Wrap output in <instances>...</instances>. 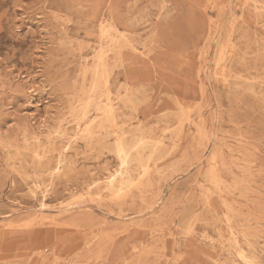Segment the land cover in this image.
<instances>
[{
	"label": "rangeland",
	"instance_id": "rangeland-1",
	"mask_svg": "<svg viewBox=\"0 0 264 264\" xmlns=\"http://www.w3.org/2000/svg\"><path fill=\"white\" fill-rule=\"evenodd\" d=\"M0 20V264H264V0H0Z\"/></svg>",
	"mask_w": 264,
	"mask_h": 264
},
{
	"label": "bare ground",
	"instance_id": "bare-ground-1",
	"mask_svg": "<svg viewBox=\"0 0 264 264\" xmlns=\"http://www.w3.org/2000/svg\"><path fill=\"white\" fill-rule=\"evenodd\" d=\"M256 12V11H255ZM1 19H3V18H1ZM1 21V20H0ZM107 26H109V28H112V30L114 31V35L112 34V35H110V37H111V39H110V43H115V39H117L118 37L119 38H123L124 36L122 35V31H120L115 25H112V24H108ZM3 30V29H2ZM108 29H106L105 30V32L107 31ZM108 32V31H107ZM132 44V43H131ZM146 45V44H145ZM140 46V45H139ZM142 46V45H141ZM153 49V48H152ZM236 52V51H235ZM234 53V52H233ZM25 58V57H24ZM103 63H104V61H103ZM125 64V63H124ZM121 66H122V64H120ZM101 66V65H100ZM103 67V66H102ZM121 68V67H120ZM111 69V68H110ZM112 70L113 69H111L110 71L112 72ZM113 74V73H112ZM228 74V73H227ZM229 75V74H228ZM228 77V76H227ZM219 80V79H218ZM223 80V79H222ZM219 82H220V80H219ZM220 84V83H219ZM225 84V83H224ZM221 85V84H220ZM222 86V85H221ZM224 86V85H223ZM93 91V90H92ZM94 91H95V89H94ZM148 91V90H147ZM126 92V91H125ZM127 94V93H126ZM130 94V93H129ZM109 95V94H108ZM107 96V95H106ZM105 95H104V97H106ZM126 97V96H125ZM128 97V96H127ZM91 99V98H90ZM109 99V98H108ZM126 99V98H125ZM124 99V100H125ZM132 99H135V98H132ZM146 99V98H145ZM92 100V99H91ZM101 100H102V98H101ZM128 101H129V99H128ZM147 101V100H146ZM91 102V101H90ZM109 102H111V101H109ZM133 103V102H132ZM124 104V103H123ZM125 104H126V102H125ZM129 105V104H128ZM84 108V107H83ZM141 108V107H140ZM82 110V109H81ZM136 110V109H135ZM105 113H112V111H113V106L112 105H110L109 103H106L105 104ZM134 111V110H133ZM138 112V111H137ZM179 113V112H178ZM116 114V113H115ZM166 114V113H165ZM176 114V113H175ZM164 115V114H163ZM110 116V115H109ZM159 116H161V115H159ZM93 120V119H92ZM110 120V119H109ZM108 120V121H109ZM107 121V122H108ZM114 121V120H113ZM107 122H105V123H107ZM113 123V122H112ZM108 124V123H107ZM123 128H124V126L123 125H121ZM116 129H118V127L116 128ZM136 129H137V127H136ZM257 130H258V128H257ZM144 132V131H143ZM177 133V132H176ZM139 136H140V134H139ZM138 136V137H139ZM118 137V136H117ZM120 137V136H119ZM137 137V138H138ZM107 138V137H106ZM123 138H124V136H123ZM121 139V138H120ZM120 139H118L117 141H122V140H120ZM125 139V138H124ZM141 141V140H140ZM137 142V141H136ZM147 144H150V143H148V142H146ZM152 143V142H151ZM90 144V143H89ZM135 144V143H134ZM141 144H143V142L141 143ZM157 144V143H156ZM1 145V144H0ZM10 145V144H9ZM114 146H116V145H114ZM131 146H133V145H131ZM154 146V145H153ZM24 147V146H23ZM142 147V146H141ZM146 147H148V146H146ZM145 147V148H146ZM174 147V146H173ZM7 148H9V146L7 147ZM137 148V147H136ZM174 148H176V147H174ZM13 149V148H12ZM16 149V148H15ZM68 149V148H67ZM118 154L117 153H115V154H117V155H120V156H122L123 157V161H122V165L123 164H125L124 162H126L124 159H126V157H127V154H126V152H125V147H124V145L121 143V142H119V146H118ZM142 149V148H141ZM141 149H140V151H141ZM173 149V148H172ZM40 150V149H39ZM90 150V149H89ZM100 150H102V148L100 149ZM151 150H152V148H151ZM1 151V150H0ZM8 151V150H7ZM12 151V150H11ZM11 151H8V152H11ZM15 151V150H14ZM43 151V150H42ZM115 151V150H114ZM138 151V150H137ZM160 151V150H159ZM159 151H158V153H159ZM173 150H171L170 152H172ZM66 152V151H65ZM117 152V151H116ZM134 152V151H133ZM95 153V152H94ZM148 153V152H147ZM157 153V152H156ZM157 153V154H158ZM138 154V153H137ZM117 155H116V157H117ZM156 155V154H155ZM136 156V155H135ZM138 156V155H137ZM169 156V155H168ZM141 157V156H140ZM128 158V157H127ZM145 158H146V156H145ZM165 159V158H164ZM128 160V159H127ZM34 161H35V159H34ZM36 161H37V159H36ZM179 160H177V162H178ZM26 163V162H25ZM128 164H130V163H128ZM157 164V163H156ZM178 165V164H177ZM26 166H29V165H26ZM32 166V165H31ZM30 167V166H29ZM123 167V166H122ZM39 168V167H38ZM38 168L36 169V170H38ZM60 170V165L59 164H57V165H55L54 166V168L52 169V172L53 173H57L58 171ZM171 170V169H170ZM2 171V170H1ZM13 171H14V169H13ZM40 171V170H39ZM159 171V170H158ZM164 171V170H163ZM162 171V172H163ZM169 172V171H168ZM208 172H209V170H208ZM160 173V172H159ZM16 174V173H15ZM156 174H157V172H156ZM166 174V173H165ZM123 174H122V172L121 171H116V172H114V173H110V174H108V176L105 178V181H104V186L106 187V189L108 190V191H110L111 193L113 192L114 194L115 193H117V192H119L120 190H122V188H123V186H124V183H125V178L122 176ZM159 175H161V174H159ZM34 178V177H33ZM163 179V178H162ZM51 180V179H50ZM27 181V180H26ZM31 181V180H30ZM215 181V180H214ZM130 182V181H129ZM32 183V182H31ZM151 183V182H150ZM29 184V183H28ZM102 184V183H101ZM148 184V183H147ZM159 184V183H158ZM96 186V185H95ZM149 186V185H148ZM148 188V187H147ZM28 189V188H27ZM141 194V193H140ZM142 196V195H141ZM42 197V196H41ZM145 199V198H144ZM43 202V201H42ZM53 202V201H52ZM143 202H144V200H143ZM224 204V203H223ZM44 207V204H41V208H43ZM226 207V206H225ZM230 232V231H229ZM226 233V232H225ZM232 235V234H231ZM233 236V235H232ZM221 237V236H220ZM205 238V237H204ZM219 240V239H218ZM137 251V250H136ZM141 255V254H140ZM239 255H240V257H241V259L245 262L246 261V263L247 264H251V262L250 261H248L247 260V258H246V256H244L243 255V251L241 250L240 251V253H239Z\"/></svg>",
	"mask_w": 264,
	"mask_h": 264
}]
</instances>
